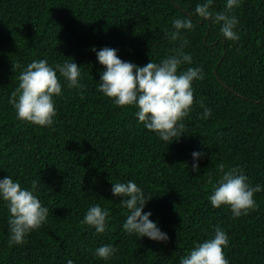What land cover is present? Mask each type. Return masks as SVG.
Segmentation results:
<instances>
[{
	"label": "trees",
	"instance_id": "1",
	"mask_svg": "<svg viewBox=\"0 0 264 264\" xmlns=\"http://www.w3.org/2000/svg\"><path fill=\"white\" fill-rule=\"evenodd\" d=\"M203 2L0 0V178L11 175L22 187L39 180L38 197L50 209L40 229L23 245H12L0 203V264H179L215 226L229 237L223 249L229 264H264V191L239 218L208 200L209 173L214 183L222 165L242 168L253 186L264 185V0H242L235 10V42L224 40L219 25L196 17L194 8ZM212 8L223 12L225 0H214ZM189 13L196 27L184 50L192 63L179 71L199 67L203 79L193 82L186 135L166 146L137 122L134 108L117 107L98 91L102 66L91 49L115 48L122 60L139 66L158 62L178 47L166 30ZM66 58L81 67L84 99L62 86L53 127L18 120L9 99L20 71L33 60L54 66ZM200 100L212 109L207 120ZM193 151L204 154L199 173L191 170ZM128 180L152 198L145 211L167 242L138 240L122 230L127 212L112 196L111 183ZM95 203L110 213L104 234L81 223ZM104 244L117 248L109 261L95 256Z\"/></svg>",
	"mask_w": 264,
	"mask_h": 264
},
{
	"label": "clouds",
	"instance_id": "2",
	"mask_svg": "<svg viewBox=\"0 0 264 264\" xmlns=\"http://www.w3.org/2000/svg\"><path fill=\"white\" fill-rule=\"evenodd\" d=\"M213 3L214 0L198 3L194 14L200 20L219 25L225 41H238L239 21L234 13L242 0H225L223 12L214 11ZM192 15L189 13L172 21L171 30H166V36L171 41H177L178 47L173 54L158 62L149 60L146 65L139 66L122 60L115 48L91 49L97 63L102 66L98 91L117 107L134 108L137 122L166 146L179 142L186 135L183 121L193 109V82L203 79L199 67L179 71L181 65L192 63V55L184 50L189 43L187 33L196 27ZM80 69L73 59L67 58L64 63L54 66L47 59L33 60L27 64L20 71L18 86L9 99L16 118L37 127H53L57 116L55 98L63 95L62 86L76 89L84 99L85 85L81 83ZM196 103L202 109L201 119H209L212 116L211 107L203 100ZM203 155L200 151L191 153L192 172L199 173V160ZM221 172L222 175L214 183L209 173V183H212V192L208 197L210 205L214 209L227 207L233 218L247 215L255 208L254 196L264 191V185L253 186L242 168L224 170L222 165ZM39 184V180H34L30 187H22L21 182L11 175L0 178V203L7 209L9 242L12 245H23L32 231L40 229L47 222L50 209L38 197ZM111 194L127 212L122 224L125 234L138 240L146 238L154 242H167V233L161 230L158 222L150 219L152 212L145 211L152 198L135 181L111 183ZM109 215L108 208L95 203L87 208L81 223L93 228L97 234H104ZM228 245L227 233L215 226L207 239L194 243L188 254L179 259V264H229L223 252ZM116 253L117 248L112 244H104L95 250V256L104 261L111 260ZM67 264L73 262L69 260Z\"/></svg>",
	"mask_w": 264,
	"mask_h": 264
}]
</instances>
